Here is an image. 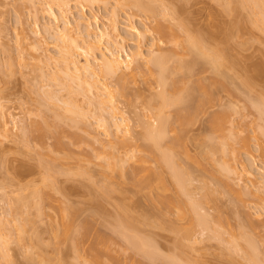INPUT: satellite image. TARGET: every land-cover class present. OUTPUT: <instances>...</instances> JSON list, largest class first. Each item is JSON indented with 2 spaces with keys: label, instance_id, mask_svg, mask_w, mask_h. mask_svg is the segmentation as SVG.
I'll return each instance as SVG.
<instances>
[{
  "label": "rangeland",
  "instance_id": "obj_1",
  "mask_svg": "<svg viewBox=\"0 0 264 264\" xmlns=\"http://www.w3.org/2000/svg\"><path fill=\"white\" fill-rule=\"evenodd\" d=\"M61 1L0 0V227L3 225L0 229V237L2 238H0V241L4 242L6 237L9 238L5 240L7 241L6 244L0 243L4 252L8 254L6 258L0 254V264H6L9 258L13 264H61L63 261L67 264L66 262L70 260L68 264H75L76 261H78L77 264H86L84 259H90L91 256L88 258L90 254L87 250L88 253H85L84 249L90 236L96 232V235L101 232L102 235L99 234V236L104 237V239L108 236L107 241L109 240L108 244L112 249L110 254H113L114 257L111 260L105 257L108 261L106 262L104 254L101 253L106 264H132V262L140 264L141 262H138V260L141 258L144 261L145 256H140L139 253L141 252L138 253L137 250H132V243L129 245L130 239L127 240V242L130 241L129 243L122 239L125 236H122V232L119 233L121 229L117 226L120 223L114 218L117 213L122 211L118 212L120 208L122 209V207H119L122 201L124 207L126 204V210L135 214V216L137 215L136 217L138 215L141 217V214L148 216L149 223H144V221L142 223L141 220L143 218L145 220L146 217L141 218V222L137 220L140 219L139 217L136 218V221L132 219L134 221L132 222V228L135 226L134 223L138 221L135 229L139 232L132 230L135 233L138 232L137 237L141 234L144 236L141 237L147 242L149 239V243L151 238L153 243L151 245L157 247L156 249L162 253L157 254V256L163 257L155 256L156 258H153L154 264L155 262L156 264H172L171 261L174 264L177 259L180 260V264H183L184 261L187 264H253L249 256L247 257L248 254L243 251L244 249L240 248V245L246 248L247 243L251 241L258 248L255 247L257 250V252L255 250V253H258V255L256 254L258 257L256 260L260 259L261 263L264 264V201L261 200V198H264V119L262 118L264 116L258 112L262 116L259 117L256 108H250V104H246L249 105V108L245 105L246 100L248 101L251 97L253 99V96L259 90L264 91V78L261 80L257 76L259 79H255V76L253 82L251 81L254 86H249L250 88L246 89H243V85L240 83L243 81H241L242 78L248 77L249 79L251 75H255L256 71L259 70L258 67L264 64V29L257 25V21L255 22V19L257 20L261 16V10H263L261 8H264V6L261 8L254 7L253 9L252 5V8H250L248 4L247 9L244 6L243 9L236 6L239 9L237 10L235 7L232 8L234 3H231L230 0H142L157 8L156 11L151 6L154 8L151 11L150 6L140 7L142 9H139L124 4L123 0L100 1L91 6H85L82 2L80 4L79 0H69L68 4L64 6L60 4ZM49 6L58 14L57 18L47 12ZM179 6L180 9H178ZM172 8L175 11L177 9L180 11L182 8L184 11L182 10L183 14L181 15L184 17H181V12H176L180 17L178 15V19L174 18L175 14H170ZM113 16L120 29V39L122 40L119 45L122 46L121 53L123 56L125 55L124 49L128 53L139 52L140 55L138 61H136L137 63L132 64L134 75L131 76V79L128 76V81H130L125 89L128 90L124 94L117 93V101L115 102L117 108L112 109L109 102L105 101L99 110L97 106L95 107L97 104L93 102V99L97 92L100 91L101 93V89L91 88V91L86 90L93 78H89V75L85 76L86 79L84 77V80L89 82L84 81L83 83L82 81L80 84L83 78L77 80L66 77L60 72H56V68L59 65L61 51L64 47L66 49L67 46H69L68 48L72 53H75L78 63H85L86 55L81 47L83 48L85 44L82 35L87 26L86 22L89 21L94 26L97 25L108 30L111 24L109 21L113 20ZM247 18L251 20H248V23L246 22ZM243 19L246 20L245 26L242 25L229 30L233 24L236 27V22L237 24L244 23ZM158 20L173 25L181 20L189 26L207 28L206 30L214 34V36L211 35V37H214L210 40L211 45L224 46L222 49L225 48L223 52L227 53V60L229 61L228 66L224 69V74L229 80V83L226 82L229 87L225 84L226 87L221 88L218 83L213 86L211 95L214 98L211 97L209 100L210 102L213 101L211 103L207 101L208 103H205L207 107L204 105L205 107L201 108L203 111L197 110L198 113L194 114L193 120L191 119L190 123L184 125V132H182L183 130L180 131L184 134L181 137L180 133V138L184 139L183 141L180 139L181 142L179 140L182 144L178 143L179 145H176L175 143L174 136L179 132V128L175 123H173V128L170 126L169 129L168 126L167 129L169 130H167L166 138L163 141V146H171L173 143L177 146L173 147H176L175 154H177L174 155L176 156L174 158L175 163L183 167L182 170L189 173L187 183L189 184V190L186 188L185 193L191 195L180 194L182 197H178L195 200L194 198L199 199L203 194L206 195L205 191L213 192L212 195L210 194L213 198H208L205 201H203V198V203L200 202L201 208H198L199 214L201 213L203 216L206 214L208 220L205 219V225H202L205 227L209 225L207 228L204 226L202 228L201 224L199 226L197 223H193L190 220L192 217H189L194 215L187 216L189 214H186V216H182L174 207L167 208L160 205L161 211H164L165 214L164 219L161 220L159 216L157 217V209L153 207L150 201V196H154L155 192H149L147 187L137 186L132 182L133 177L138 175L136 174L137 171L140 174H146L152 180L153 174L151 175L150 171L156 170L162 173L165 178L164 181L168 185L167 191L160 190L163 195L166 194L169 199H174L170 195L173 196V194L179 192V188H174L171 183L169 168L161 166L162 164L157 162L154 153L150 152L147 149L148 147L145 146L147 140H143L142 135H139L141 139L137 136L139 132L143 131L144 125L146 126L148 122L156 124L155 104H157V101H151L154 97L150 96L160 90L156 74L149 69L150 63L145 62L146 60L143 58L150 57V50L154 54L170 50L174 54L168 64L176 70V59H184V61L189 62L194 57L192 54H187L181 44L174 45L166 42L167 38L165 39V37L160 40L159 35L150 28ZM66 21L73 27L70 36H73L75 44L72 39V42L66 38L60 39L56 32L67 25ZM129 25L139 26L142 35H138V32V34L132 32L129 28L127 29ZM193 26L190 27L192 30L194 29ZM228 26L230 27L228 28ZM222 28H224V32ZM225 28H228L229 31H226ZM140 30L138 29V31ZM180 33L178 32L176 36L181 39L183 35ZM154 41L157 43L153 45L152 42ZM97 43L93 49L88 50L90 54L98 55L102 52L100 47L107 43L106 37L103 38L101 43H98V46H96ZM76 44L80 48L76 47ZM86 46L85 44L84 47L86 48ZM194 66L190 79L195 80L198 77H203V75L207 77L212 75L208 67L202 64H195ZM52 72L57 74L54 76ZM176 72L171 75V78L176 77L175 79L178 78L181 81L189 80L182 69ZM246 74L247 76H245ZM109 78L106 77L105 80L110 88L113 90L116 87L119 88L116 81L111 77ZM209 79L213 80L214 76L212 75V78L209 77ZM79 84L82 85V88L78 86ZM179 84L181 83L179 82ZM68 86L70 88H67ZM51 94H54V97ZM90 97L91 102L89 101ZM98 97L105 99L104 94H100ZM71 102L77 106H70L73 105ZM67 108H70V110L67 111ZM174 109L175 107L168 106L165 113L174 114L176 110ZM222 110L226 111L228 119L224 124L225 128L222 127V133L218 132L217 134L214 131L218 130L212 129L213 126H210L209 121H211L210 118H213L211 117L212 114L217 115L223 112ZM59 112L64 115L62 113L59 115ZM101 113L102 117L100 119L98 116ZM61 115L65 116L63 122L60 121L62 119ZM67 115L70 117L69 119L66 118ZM74 117L76 120L73 119ZM41 119L44 120V123H48V126H53V129H49L48 136L43 134L42 138L40 135L38 138V134L36 137L33 136L36 134L35 122H41ZM113 119L122 122V127L126 124L125 128L129 129V132L124 134L122 128L117 129L112 125ZM49 120L54 122L50 123ZM102 120H104V123L107 122L106 125L110 122V125L105 126ZM66 121L70 123L66 124ZM32 132H35V134ZM55 133L59 134L61 140L57 138L58 134L57 136L54 135ZM71 133L76 135L75 139L83 137L76 140L73 138L76 141L73 143L71 138L75 135ZM224 133H226V137L228 136L227 138ZM221 134L223 135L221 136ZM53 135L56 137L55 139H53ZM242 136L249 137L248 153L239 150ZM172 139L174 140L173 143ZM218 139L220 141L223 139L225 143L227 141L228 145H224V142L221 143ZM218 143L224 145L227 152H223L222 150L225 148ZM218 145L221 149L217 148ZM56 146H59L60 149ZM232 151L235 152L232 153ZM110 153L115 154L117 158L124 157L127 159L128 155L131 156H128V160L124 159L126 162L119 158L122 167L117 164L114 168L116 169L118 166L120 169L109 171L107 169L109 167L106 168L105 163L109 160L110 156L108 155ZM229 155L232 157L230 158ZM140 157L144 160H140ZM244 159L247 162L243 161L246 163V169L251 171L252 175L244 171V168L241 169V160ZM111 161L113 162L112 157ZM230 165H232L231 167L234 166L237 171L235 169V171H231L233 169L231 167H229L231 170L226 171L228 169L226 166ZM221 166L226 167H224V171L220 169L221 174L226 171V175L222 174L225 176L220 181L221 177L219 176L221 175L218 169L222 168ZM79 170H81V173ZM132 170L136 172V175L133 176L132 172L130 174ZM216 174H219V176ZM105 175H107V178L109 175V179L105 178ZM131 176L133 177L131 178ZM216 176L219 177L218 182ZM45 180L46 182L48 180L49 183L47 182V184L51 183L49 185L52 186L51 188L44 185ZM154 181H156L155 177ZM103 185L108 186L103 187ZM108 187L109 190L112 189L111 192ZM36 188L42 189L39 190L41 196L49 197L50 195L49 199H47L48 197L45 199L44 197L39 198V203H41V205L38 203L39 208L34 205L36 202L28 201L34 200L32 196H34L33 192ZM105 188L109 193L105 194ZM45 189L48 195H45L47 193L44 194ZM236 191L240 193L238 194L239 198L237 197L238 192L235 195ZM210 195H206L205 198L210 197ZM63 206V210L67 207V213L72 214L70 217L74 221L73 228L84 230L83 227L85 226V234L90 235L83 237V239L86 237L87 243L85 240L84 243L79 240L83 235H79L76 239V242L79 240L78 250H82L81 252L78 250L77 252L73 251L72 242H74V239L61 240L64 238L58 233L62 230L60 224L63 220L59 211ZM121 217L116 218L121 220ZM217 217H220L221 221H217ZM209 220L211 223H209ZM207 223L208 225H206ZM75 225L78 228H75ZM210 225L211 228H214V231L213 228H210ZM57 227H60L61 230ZM16 228H18V231ZM242 228L244 234L241 232ZM56 230L59 231L56 232ZM4 232L7 236L4 235ZM53 232H55L54 235ZM73 232H70L69 238H72ZM214 232H220V234L217 233V236ZM2 235L5 237L4 239ZM18 237L23 238H19V241ZM235 241L240 245H237L238 243ZM234 243L235 245H233ZM79 244L81 249H79ZM1 250L2 248L0 253L3 252ZM75 252L76 254H74ZM79 252L81 255H79ZM81 256H87V258H81ZM165 256L173 257L175 260H172L173 258L167 260L164 258ZM62 257L66 259L64 260ZM145 259L150 260V258ZM149 264L153 263L149 262Z\"/></svg>",
  "mask_w": 264,
  "mask_h": 264
},
{
  "label": "bare ground",
  "instance_id": "obj_2",
  "mask_svg": "<svg viewBox=\"0 0 264 264\" xmlns=\"http://www.w3.org/2000/svg\"><path fill=\"white\" fill-rule=\"evenodd\" d=\"M68 1L69 0H62L61 2H60V4L61 5H67L68 4ZM80 2V4H81V2H82V4L84 5L85 4V6L86 5H89V6H91V5H93L94 3L96 4V2L97 3H99L100 1H102V2H104V1H106V0H79ZM124 2V4H128V5H130V6H135V7H137V8H139V9H142L143 7H149V8H152V7H154V5H149V4H147V3H145V2H143L142 0V2L140 1V0H123ZM231 1V3H234L233 4V6H232V8H239L240 9V7H242L241 9H243V6L247 9L248 7H247V5L249 4L250 6V8H252L253 7V9H254V7L256 8V7H259V8H261V7H263L264 6V0H230ZM148 5V6H147ZM251 5H252V7H251ZM152 6V7H151ZM237 6V7H236ZM50 7V6H49ZM140 7H142V8H140ZM183 7V6H182ZM155 8V7H154ZM154 8H152L151 9V11L152 10H154ZM237 8V10H239ZM250 8H249V10H250ZM157 8H155V10H156ZM178 9H180V6H179V8ZM177 9V10H178ZM261 9H263L264 10V8H261ZM144 10V9H143ZM147 10V9H146ZM175 11V9H173L172 8V10H171V13L170 14H175V16L174 15H172V16H174V18H177L178 17V15H177V13H180V15L181 14H183V9L181 8V10L179 11ZM183 10V11H182ZM263 10H261V16L259 17V19H255V22L257 23V25L259 26V27H261V28H263L264 29V11ZM157 11V10H156ZM166 11V10H165ZM167 11H169L170 12V10L169 9H167ZM173 11V12H172ZM175 11V12H174ZM251 11H252V9H251ZM47 12L50 14V15H52L54 18H57L58 17V14L56 13V12H54L53 11V8H47ZM177 12V13H176ZM185 12H186V9H185ZM155 13V12H154ZM185 14V13H184ZM177 15V16H176ZM180 15H179V17H180ZM183 15H181V17H182ZM178 17V18H179ZM184 17V16H183ZM177 18V19H178ZM244 20V23L242 22V20H240L242 23H239V24H237V22H236V27L234 26V24H233V26L231 27V29H229V30H232V28H238V26H242V25H246V22L248 23L249 21H251L249 18H247L246 20L245 19H243ZM249 20V21H248ZM240 21H238V22H240ZM246 21V22H245ZM109 22H111V24H110V27H109V29L107 30V29H104V28H100V27H98L97 25H92L89 21H87L86 22V29H85V31H84V34L83 33H81V34H83L82 36H83V41L85 42V44L88 46H86V48L84 47L85 46V44H84V46H83V48L81 47V50L83 51V53L86 55V58H85V63H83V64H80V63H78V61L76 60V58H75V53H72L71 52V50L68 48L69 46H67L66 47V49H65V47L63 48V50L61 51V55H60V59H59V62H58V60H57V62L59 63V65H58V70H57V68H56V72H60V74H63V75H65L66 77H71V78H75V79H77V80H81L82 78H83V80H81L80 81V84H81V82L83 81V83H84V77L86 76H88L89 75V78L91 77V78H93V80H92V82H90L89 83V85L86 87V88H88V89H86V88H83V89H86L87 91H91L90 89L91 88H99V89H101V93H100V91L99 92H97L96 93V95H95V97H94V101L93 102H96V104L97 105H95V107L97 106V109H99L100 110V108L102 107V103L103 102H109V104H110V106H111V108L112 109H116L117 108V106H116V104H115V102L117 101V93L118 94H124L127 90H125L126 88H127V84L129 83V81H128V76H129V78L131 79V76L133 77V69H134V67L132 66V64L133 63H135L136 61H138V58H139V55H140V53L139 52H133V53H128V52H126L125 51V49H124V53H125V55L123 56V54L121 53V48H122V46H120L119 44L121 43V40L122 39H120V29H119V27H118V25H117V23H116V21H115V17L113 16V20H110ZM253 22V21H252ZM66 24L67 25H65V26H63L62 27V29L60 28V30H58V28H57V30L58 31H56V29H55V31L58 33V36H59V38L60 39H68V40H70L71 41V39H72V41L74 42V44H75V40H73V36H72V38H71V36H70V31H71V29L73 28L71 25H69V22H67L66 21ZM194 25H196V24H194ZM244 25V26H245ZM193 26V25H192ZM192 26H189L188 24H185V22H183V21H181V20H179V23L177 22L176 24H171V23H164L163 21L162 22H160L159 20L157 21V23L154 25V26H152V27H150L153 31H155V33L156 34H158L159 35V37H160V40H161V38H163L164 39V37H165V39H166V42H169V43H172V44H174V45H178V44H181L182 45V47H183V49H185L187 52V54L189 53L190 55L192 54V56H194V57H192L193 58V60H190L189 62H187V61H184V59H176V67H177V69L175 70V69H173L172 68V66L171 65H169L168 63L170 62V59H171V56L174 54L173 52H171L170 50H167V51H164V52H158V53H155L154 54V52L152 53V50H150L151 51V53H149L150 54V57H147V58H143L144 60H146L145 62H147L148 64L150 63V67H149V69H151V71L153 70V72L156 74V78H157V84H158V86H160V90L157 92H155L156 94H151L152 96H150V97H154L153 99H151V101L152 100H155V101H157V104H155L156 106H155V108H156V114H155V121H156V124H153V123H147L146 124V126L144 125V127H143V131H141V132H139V134L137 135V136H141V138H143V140H147L146 142H145V146H147V147H145V148H147L150 152H153L154 153V155L156 156H154L155 158H156V160H157V162H159V163H161L160 165L161 166H167L168 168H169V170H170V175H171V183L173 184V186H174V188H179L178 190H179V192H176L175 194H173V196H171L170 195V197H173L174 199H169V197L168 196H166V194H164L163 195V192L161 193V191H167V189H168V185H166V182L164 181L165 180V178H164V176L162 175V173L160 172V171H156V170H151L150 171V174L152 175L153 174V178H152V180H151V178H149V177H147V175L146 174H140L138 171H137V173L136 172H134L133 170L132 171H130V174H131V172L133 173V176L134 175H136V174H138V175H136V176H131V178L133 177V181L132 182H134V184H136L137 186H145V187H147L148 188V190H149V192H155V195L154 196H150V201H151V204L153 205V207L155 208V209H157V212H158V214H157V217L159 216L160 218H161V220H163L164 219V217H165V214H164V211H161V209H160V205H162L163 207L165 206V207H167V208H170V207H174V208H177V211L182 215V216H186V214H189V215H187V216H190V215H194V216H190L189 218H191L192 217V219H190L191 221H193V223L195 222V224L197 223V225H199L200 226V224H201V227L202 226H204L205 225V219L207 218L205 215L203 216V215H201V213L199 214L198 213V208L200 209L201 208V204L203 203V201H205L206 199H208V198H213L211 195H212V193L213 192H210V191H208V192H210V193H208L207 191H205L204 193L206 194V195H210V197L209 196H207V198H205V196L206 195H202L201 196V198L199 197V199L198 198H194L195 200H192V198H187L186 199V197H185V199H181L180 197H178V196H181L182 197V195L183 194H186L185 193V189L187 188V190H189L188 188H189V184H187L188 183V180H189V178H188V176H189V173L187 172V171H185V170H182V169H184L183 167H180L179 165H177V163H175V157L176 156H174V155H177V154H175L176 153V145H179L180 144V142H181V140L183 141L184 139L182 138H180V133H181V137H183L184 136V134L182 133V132H184V125H187V123H190L193 119V117H194V114L196 115V113H198V111H200V110H202L203 109V106L205 105V103H208V102H210L209 100L211 99V97H212V88H213V86H215L216 85V83H218L219 84V86L221 85V88H225L226 87V85L225 84H227L226 82H228L229 80H228V78L225 76V74H224V69H225V67H227L228 65V63H229V61L227 60L228 58H227V53L226 52H223V51H225V48H224V50L222 49V47H224V46H220V45H218V44H213V45H211V42H210V40L212 39V38H214V37H211V35H213L214 36V34H212L211 33V31H208V30H206L205 28H203V27H197V26H193V30L191 29L192 28ZM231 26V25H230ZM230 26H228V28L230 27ZM243 26V27H244ZM138 27V29L140 30V28H139V26H137ZM137 27L135 26V25H129V26H127V29L129 28V30H131L132 32H135L136 34H138V35H142V34H140V32H141V30L140 31H138V29H137ZM191 27V28H190ZM195 27H196V29H195ZM228 28L226 29V31L228 30ZM239 28H241V27H239ZM146 30V29H145ZM148 30V29H147ZM177 32H176V31ZM220 30V29H219ZM224 30V28H222V31ZM228 30V31H229ZM130 31V32H131ZM175 31V32H174ZM221 31V30H220ZM138 32V33H137ZM143 32H145V31H143ZM178 32L180 33V32H182V33H180V34H182L183 36H182V38L180 39L178 36H176V34L178 35ZM210 32V33H209ZM224 32V31H223ZM36 34H38V32H36ZM145 34V33H144ZM179 34V35H180ZM123 36V35H122ZM106 37V44L102 47H100V49H102V52H100L98 55H94L93 53L92 54H90L89 53V51L88 50H91V49H93L94 48V45L98 42H100L101 43V41L103 40V38H105ZM156 37V36H155ZM154 37V38H155ZM180 39H178V38ZM210 37V38H209ZM43 38V37H42ZM125 38V37H124ZM153 38V39H154ZM177 38V39H176ZM75 39V38H74ZM162 39V40H163ZM65 41V40H64ZM71 41V42H72ZM159 41V40H158ZM164 42H165V40H163ZM66 42V41H65ZM70 42V43H71ZM161 42V41H160ZM69 43V42H68ZM97 43V45L96 46H98L99 44ZM157 42L156 41H154V42H152V44L154 45V44H156ZM62 44H63V42H62ZM66 44V43H65ZM72 44V43H71ZM152 45V46H153ZM76 47H79V45H77L76 44ZM70 48H71V46H70ZM80 48V47H79ZM85 48V49H84ZM91 48V49H90ZM123 49H122V51H123ZM92 57V58H91ZM180 58V57H179ZM57 63V64H58ZM137 63V62H136ZM195 64H202V65H204V66H206V67H208L210 70H211V74L214 76V79L212 80H210L209 79V77L210 78H212V75H210V76H204L203 75V77H198V79H195V80H192V79H190V77L192 76V74H193V67H195L194 65ZM174 66V65H173ZM197 66V65H196ZM153 67V68H152ZM260 67V68H259ZM258 67V71H256V73H255V75L253 74V75H251V78H249L248 79V77H244L245 79H241V81L242 82H240V83H242V85H243V89L245 88H248L249 86L250 87H253L254 86V83H251V81L253 82V80H254V77H255V79L257 78V79H263L264 78V64H263V66H259ZM172 68V69H171ZM205 68V67H204ZM183 70V72L185 71V74H187V76H188V78H189V80H187V81H181V79H175L176 77H172L171 78V75L172 74H174L177 70ZM207 69V68H206ZM125 70V71H124ZM126 70H127V72H128V74H126L127 72H126ZM194 72H195V70H194ZM177 73V72H176ZM52 74L55 76L56 74L55 73H53L52 72ZM51 74V75H52ZM227 75V74H226ZM245 76H247V74L245 75ZM249 76V75H248ZM259 78H258V77ZM86 77H85V79H86ZM106 77H111L112 79H114V81H116V84H117V86H119V88H115L114 90L113 89H111L110 88V86H109V84L107 83V81L105 80L106 79ZM116 78V79H115ZM227 78V79H226ZM110 79V78H109ZM172 79H174V80H172ZM252 79V80H251ZM227 80V81H226ZM109 81V80H108ZM85 82H89V81H85ZM179 82L181 83V84H179ZM229 83V82H228ZM80 84L78 85V86H80ZM229 84H227V87H229L228 86ZM252 85V86H251ZM82 86V85H81ZM80 86V87H81ZM223 86V87H222ZM225 86V87H224ZM249 87V88H250ZM67 88H70V86H68ZM82 88V87H81ZM103 91V92H102ZM246 91V90H245ZM258 91V90H257ZM263 90H259L257 93H255V95L253 96V99L255 98V100H253L252 99V97L251 98H249V100L248 101H250V99H252V101H253V103H252V101H250L249 103H247L248 101L246 100V103H245V105L246 104H250L251 106H249L250 108H252L253 107V109L254 108H256L257 110V114H258V112H260L261 114H263V116H264V91L262 92ZM70 92H71V90H70ZM247 92V91H246ZM245 92V93H246ZM197 93V94H196ZM259 93V94H258ZM49 94V93H48ZM100 94H104V96H105V99H103V98H99L98 97V95H100ZM136 94V93H135ZM247 94V93H246ZM54 94H51V96L52 97H54L53 96ZM198 95V96H197ZM257 95V96H256ZM49 96V95H48ZM47 96V97H48ZM256 96V97H255ZM50 97V96H49ZM48 97V99H50L51 100V98H49ZM246 98H247V96H245ZM89 98V97H88ZM212 98H214V97H212ZM91 97H90V99H89V101L91 102ZM150 100V99H149ZM150 101V102H151ZM208 101V102H207ZM213 101V100H212ZM211 101V102H212ZM154 102V101H153ZM210 102V103H211ZM72 103V102H71ZM89 103V102H88ZM155 103V102H154ZM209 103V104H210ZM73 104V103H72ZM90 104V103H89ZM74 105V106H73ZM73 105H70V106H72V107H76L77 105L76 104H73ZM207 105V104H206ZM205 105V106H206ZM100 106V107H99ZM175 107V113L174 114H166L165 112V110H166V108L167 107ZM204 106V107H205ZM247 106V105H246ZM247 106V107H248ZM94 107V108H95ZM207 107V106H206ZM246 107V108H247ZM248 107V108H249ZM93 108V107H92ZM202 108V109H201ZM231 108V107H230ZM229 108V109H230ZM68 110H70V108H67V111ZM169 110V109H168ZM167 110V111H168ZM198 110V111H197ZM206 110V109H205ZM203 111V110H202ZM223 112H217V113H219V114H217V115H214V114H212V116L211 117H213V118H210L211 119V121H209V124H210V126H213V127H211L212 129L213 128H215L216 130H218V131H214V132H217V134H218V132H220V133H222V130L225 128L224 126V124H225V122H226V120L228 119V115H227V113H226V111H224V110H222ZM228 111V110H227ZM207 112H208V110H207ZM62 113V112H61ZM60 112H59V115L61 114ZM214 113V112H213ZM259 113V114H260ZM63 114V113H62ZM258 114V115H259ZM55 115V114H54ZM64 115V114H63ZM99 115V114H98ZM207 115V114H206ZM214 115V116H213ZM62 116V115H61ZM58 117V116H57ZM100 117V119H101V117H102V113L100 114V116H98V118ZM227 117V118H226ZM259 117H262L261 115H259ZM54 118V117H53ZM65 118V116L63 117L62 116V119H60V121L62 120V122L65 120L64 119ZM66 118H70L68 115L66 116ZM263 119H264V117H262ZM44 119V118H43ZM49 119V118H48ZM55 119V118H54ZM64 119V120H63ZM67 119V120H68ZM73 119H75V117L73 118ZM192 119V120H191ZM262 119V120H263ZM42 120V119H41ZM50 120H52V119H50ZM50 120H49V122H50ZM76 120V119H75ZM77 120H79V119H77ZM209 120V119H208ZM261 120V121H262ZM44 120H42L41 122H39V121H37V123L35 122V132H36V134H35V132L33 133V134H35V135H33V136H35L36 137V135H37V137L39 138V135L41 136V138H42V135L44 134V135H47V132H49V129L50 128H52L51 126H48L49 124L48 123H44L43 122ZM59 121V120H58ZM99 121V120H98ZM103 122L102 123H104V120H102ZM113 122H112V125H114L115 127H117V129H119V128H122V131H123V133L124 134H126L127 132H129V129H127V128H125V126H126V124L122 127V122H119V121H115L114 119L112 120ZM39 122V123H38ZM52 122H54V121H52ZM52 122H50V123H52ZM62 122H61V124H62ZM69 122V121H68ZM67 121H66V124L68 123ZM72 122V121H71ZM211 122V123H210ZM70 123V122H69ZM77 123V122H76ZM75 123V124H76ZM100 124H101V122H99ZM105 123H107L106 121H105ZM104 123V124H105ZM110 123V122H109ZM108 123V125H106L105 124V126H109L110 124ZM172 123V124H171ZM173 123H175V124H177V126H178V130H179V132L178 133H176V135L174 136L175 138H174V140H175V143H176V145L173 143V139H172V143L173 144H171V146L169 145H167V146H163V141L165 140V138H166V132H167V130H169L170 129V126L172 127L173 126ZM34 124V123H33ZM74 124V123H73ZM104 124L102 125L103 127H104ZM171 124V125H170ZM53 125V124H52ZM58 125V124H57ZM60 125V124H59ZM63 125H65V124H63ZM70 125V124H69ZM66 126V125H65ZM80 126V125H79ZM168 126H169V129H167L168 128ZM56 127V126H55ZM54 127V128H55ZM63 127V126H62ZM71 127V126H70ZM222 127H223V129H222ZM65 128V127H64ZM73 128V127H72ZM77 128V127H76ZM75 128V130H77ZM173 128V127H172ZM171 128V129H172ZM53 129V128H52ZM56 129V128H55ZM60 129V128H59ZM63 129V128H62ZM74 129V128H73ZM28 130H30V129H28ZM61 130V129H60ZM65 130V129H64ZM183 130V131H182ZM221 130V131H220ZM27 131V130H26ZM32 131V130H31ZM53 131V130H52ZM55 131V130H54ZM56 131H57V129H56ZM180 131H182V132H180ZM30 132V131H29ZM58 132H59V130H58ZM65 132V131H64ZM70 132H73V131H70ZM70 132H69V134H70ZM78 132V131H77ZM75 133V132H74ZM58 134V133H57ZM57 134L55 133L54 135L55 136H57ZM60 134H61V132H60ZM71 134H73V133H71ZM76 134V133H75ZM75 134H73V135H75ZM183 134V135H182ZM54 135H53V137H54ZM82 135V134H81ZM223 134H221V136H222ZM26 136V135H25ZM48 136V135H47ZM71 136V135H70ZM78 136V135H77ZM140 136H139V138H140ZM224 136L226 137V133H224ZM245 136H247V135H245ZM245 136H242L243 138H241L242 140L240 141L241 142V145H240V149L239 150H243L245 153H248L249 152V141H248V138L247 137H245ZM43 137H46V136H43ZM74 137H76V135L75 136H72V141H73V143H74V141L76 140V139H80L81 137H83V136H81L80 138H74ZM129 137H130V135H129ZM136 137V136H135ZM228 137V136H227ZM226 137V138H227ZM40 138V139H41ZM56 137H54L53 139H55ZM57 138H59L60 140H61V137H59V134H58V136H57ZM75 140H74V139ZM85 138V137H84ZM140 138V139H141ZM220 138V137H219ZM221 138H223L224 140H226L224 137H221ZM59 139H57V141L59 140ZM168 139V138H167ZM181 139V140H180ZM221 140L220 141V139H218V141L219 142H221V143H223L224 142V140ZM60 140H59V142H60ZM84 140V139H83ZM179 140H180V142H179ZM72 141H70V142H72ZM177 141V142H176ZM56 142V141H55ZM54 142V143H55ZM65 142V141H64ZM76 142V141H75ZM78 142V141H77ZM57 143V142H56ZM67 143V142H66ZM179 143V144H178ZM182 144V143H181ZM180 144V145H181ZM219 144V143H218ZM55 145V144H54ZM57 145V144H56ZM67 145V144H66ZM166 145V144H165ZM214 145V144H213ZM220 146L222 145V144H219ZM219 145L217 146V148L219 147ZM224 145H228V142L226 141V143L224 142ZM224 145H222L221 147H223V148H225L224 147ZM112 146V145H111ZM174 146H176L175 148H173ZM56 147H58L59 148V146H56ZM55 147V148H56ZM66 147V146H65ZM214 147V146H213ZM220 148V147H219ZM60 149V148H59ZM175 149V150H174ZM221 149V148H220ZM226 149V148H225ZM225 149H223L222 151L224 152H227V149L225 150ZM65 150V149H64ZM233 150V149H232ZM229 152H231V150H229ZM235 152V151H234ZM233 151H232V153H234ZM112 153H114V152H112ZM112 153H110L108 156H110L108 159V161H106L107 163H105V167L107 168V167H109V168H107V169H109V171L110 170H116V169H120V168H118V166L116 167V169L114 168L117 164H120L119 166L120 167H122L121 166V160L124 162L125 160L124 159H126V158H124V157H118L117 158V156L115 155V154H113L112 155ZM232 153H231V155H232ZM229 154V153H228ZM128 155V154H127ZM126 156V155H125ZM128 156H131V155H128ZM127 156V159L126 160H128L129 159V157ZM248 156V155H247ZM111 157L113 158V162L111 161L110 162V159H111ZM229 157H230V155H229ZM232 157V156H231ZM230 157V158H231ZM121 160H120V159ZM117 159V160H116ZM140 160H144V158H142V157H140L139 158ZM234 159V158H233ZM120 160V161H119ZM116 161H118V162H116ZM242 162H241V166L240 167H242L241 169H245L244 171H246L249 175H252V173H251V171H249V170H247L246 168V160L244 159V160H241ZM246 162V163H244V162ZM126 162V161H125ZM225 164L227 163V162H224ZM228 164V163H227ZM108 165V166H107ZM222 165H223V163H222ZM232 165H230V166H226V167H228V169H226V171L227 170H231V168H233L231 171H233L235 168H234V166L233 167H231ZM222 167V166H221ZM225 167V166H224ZM224 167H222V168H219L218 170L220 171V169L221 170H223L224 171V169L226 168H224ZM229 167H231V168H229ZM218 170L216 171V173L218 172ZM236 170V169H235ZM234 170V171H235ZM222 171V172H223ZM226 171H225V173L223 172L222 174H225L226 175ZM237 171V170H236ZM79 172L81 173V170H79ZM229 172V171H228ZM136 173V174H135ZM220 173V175L221 176H219V174H216L217 176H219V177H221L220 179H219V177H215L216 178V180L217 179H219L220 181L222 180V177H224L222 174H221V171L219 172ZM140 174V175H139ZM107 175H105V178H107L106 177ZM154 177H155V179H156V181H154ZM44 179H46V178H44ZM107 179H109V175H108V178ZM51 180V179H50ZM49 180V181H50ZM219 180H217V182L219 181ZM154 181V182H153ZM47 182H48V180H47ZM47 182H46V180L43 182L44 183V185L45 186H49V185H51V183L50 184H47ZM47 185H46V184ZM49 183V182H48ZM188 185V186H187ZM106 186H108V185H103V187H106ZM52 187V186H51ZM50 186H49V188H51ZM43 188V187H42ZM37 189V190H36ZM36 189H34L35 191L33 192L34 193V196H32V197H34L33 199L35 200L36 199V201H32V200H28V201H31L32 203L33 202H36L34 205H36V208H39V205H38V203H39V201H40V199H42L44 196H41V193H40V191L42 190H40V188L38 189V188H36ZM46 189H47V187H46ZM46 189H45V191H44V194L45 193H47V191H46ZM107 188H105V190H106ZM40 190V191H39ZM48 190V189H47ZM108 190H109V187H108ZM111 190L112 189H110L109 191L111 192ZM161 190V191H160ZM177 190V191H178ZM251 190V189H250ZM42 191V192H43ZM50 191V190H49ZM160 191V192H159ZM251 191H253V190H251ZM188 192V191H187ZM238 191H236L235 192V195H236V193H237ZM107 193H109L107 190H106V193L105 194H107ZM160 193L162 194V196L160 195ZM43 194V193H42ZM43 194V195H44ZM180 194H182V195H180ZM188 194V193H187ZM186 194V195H187ZM190 194V193H189ZM188 194V195H189ZM238 194H240L239 192L237 193V197L239 196ZM33 195V194H32ZM35 195L37 196L36 198H35ZM45 195H48V193L47 194H45ZM187 195V196H188ZM191 195V194H190ZM166 197V199H165V197ZM46 197H48V196H46ZM46 197H44V199L46 198ZM49 197H50V195H49ZM49 197L47 198V199H49ZM184 197V196H183ZM191 197V196H190ZM240 197V196H239ZM238 197V198H239ZM40 198V199H39ZM204 198V200L202 201V199ZM43 199V200H44ZM198 201H197V200ZM261 200L262 201H264V198L262 199L261 198ZM202 201V202H201ZM200 202H201V204H200ZM29 203V202H28ZM40 205H41V203H39ZM20 205V204H19ZM34 205H31V206H34ZM18 206V205H17ZM67 206V205H66ZM70 206V205H69ZM119 207H122V209L120 208L119 210H118V212L120 211V210H122V211H120L119 213H117L115 216L116 217H121V220H117V218L116 217H114L115 218V220L118 222V223H120L117 227H119L118 229L120 230V232L119 233H121L122 234V236L124 235L125 237H122L120 234V236L122 237V239L123 240H125L126 241V243H129L130 241V243H129V245L131 244V245H133V247H132V250L134 249V251H136V252H141V253H139V254H141L140 256H145L144 257V261H142L141 260V258L138 260V262H141L142 264H145V263H147V261L148 260H146L145 258H150V260L148 261V263L147 264H149V262H152L153 264H154V262H153V260L156 258L155 256H157V254H162V253H160L159 252V250L158 249H156L155 248V246L153 247L152 245H151V243H152V241H151V238H150V243H149V239H148V242H147V240H145L144 238H142V237H144V236H142L140 233V235H139V237H137L138 236V230L137 229H135V228H137V222H135L134 224H135V226L132 228V222H134V221H132V219H134L135 221H136V218H140V219H137V220H141V218H143V217H146L145 215L146 214H141V217L138 215V217H136L135 216V214H132V213H130V211H128V210H126V204H125V207H124V203H123V201L121 202V205H119ZM14 208H16V207H14ZM17 208H19V207H17ZM16 208V209H17ZM35 208V209H36ZM70 208V207H69ZM61 209V208H60ZM64 209V206L62 207V209L59 211V213H61V219L63 220V222H62V224H60V226H62V230L60 229V227L58 228V229H60L61 231L60 232H58L59 233V235H61V237H63L64 239H61V237H60V239L61 240H68V239H74V242H72V248L74 249H72L73 251H76L77 252V250H78V241L80 240V241H82L83 243H84V240H85V238L83 239V237L87 234H85V224L84 223H82V224H84L83 226V228H84V230H81V229H78V230H76V229H74L73 228V226H74V221L72 220V217H70V215L72 216V214H70L69 215V213H67L68 212V210H67V207H65V210H63ZM73 209V208H72ZM21 210V209H20ZM20 210H15V211H20ZM39 210V209H38ZM41 210V209H40ZM70 210H71V208H70ZM21 212V211H20ZM71 212V211H70ZM200 212V211H199ZM39 213V212H38ZM71 213H73V212H71ZM20 214V213H19ZM132 214V215H131ZM119 215H121V216H119ZM142 215H144V216H142ZM75 216V215H74ZM135 216V217H134ZM209 216V215H208ZM218 216H220V215H218ZM59 217V218H60ZM148 217V216H147ZM147 217L145 218V220H141L142 221V223H143V221H144V223H147L148 221L150 222V220H149V218L147 219ZM74 218V217H73ZM118 218V219H119ZM218 218V220L217 221H219L221 218L220 217H217ZM216 218V219H217ZM220 218V219H219ZM61 219H60V221H61ZM194 219V220H193ZM210 219V218H209ZM208 219H206V221H207ZM210 220H212V219H210ZM209 220V223H211V221ZM120 221V222H119ZM140 221V222H141ZM146 221V222H145ZM221 221V220H220ZM1 222V221H0ZM88 222H90V221H88ZM116 222V223H117ZM148 222V223H149ZM60 223V222H59ZM112 223H114V222H112ZM192 223V222H191ZM220 223V222H219ZM23 224V223H22ZM79 224V223H78ZM89 224V223H88ZM202 224H204V225H202ZM206 225H208V223L206 224ZM2 227H3V225H1ZM24 226V225H23ZM23 226H21V227H23ZM76 226V225H75ZM242 226V225H241ZM2 227H0V229L2 228ZM82 227V226H81ZM115 227V226H114ZM205 227V226H204ZM207 227H209V225L208 226H206L205 228H207ZM215 227V226H214ZM244 227V226H243ZM25 228V227H24ZM75 228H78L77 226L75 227ZM80 228V227H79ZM88 228V227H87ZM203 228V227H202ZM210 228H211V225H210ZM213 228V227H212ZM211 228V229H212ZM218 228V227H217ZM241 228V227H240ZM5 229V228H4ZM18 228H16V230H17ZM22 229V231H24L23 230V228H21ZM74 229V230H73ZM137 230L138 232H136L135 233V231H133V230ZM94 230V229H93ZM1 231V230H0ZM18 231V230H17ZM57 231H59V230H56V232ZM71 231H74L72 234V238H69L70 236V232ZM87 231V230H86ZM97 231V230H96ZM213 231H214V228H213ZM212 231V232H213ZM216 231V230H215ZM218 231H219V229H218ZM244 229L242 228V233L244 234ZM21 233H23V232H21ZM54 233L55 232H53V235H54ZM97 233V232H96ZM96 233L95 234H92V232H91V234H92V236H90L89 234V236H90V239H88V243H87V239L85 240L86 241V243H87V245L85 246L86 248L84 249L85 250V253H88V254H90V255H88V258L90 257V259H84V260H86L85 261V263L86 264H95V263H97V264H106L105 263V257L106 258H110L109 260H111V258H113L114 256H113V254H110V252L112 251V249H110L111 247H109V244H108V241H107V237L108 236H106L105 237V239H104V237H101V236H99V234L101 233V232H99L98 233V235H96ZM215 233V235L217 234V233H219L220 234V232H214ZM7 234V233H6ZM19 234V233H18ZM137 234V235H136ZM4 235H5V232H4ZM24 235V234H23ZM79 235H83V236H81L82 238L81 239H79L77 242H76V239L78 238V236ZM88 235H86L87 237H88ZM100 235H102V234H100ZM214 235V236H215ZM1 236V235H0ZM5 236H7V235H5ZM58 236V235H57ZM142 236V237H141ZM217 236H218V234H217ZM2 237H3V239L5 238L3 235H2ZM1 238V237H0ZM17 238V237H16ZM19 238H23V237H18V240H19ZM57 238V237H56ZM68 238V239H67ZM80 238V237H79ZM127 238V239H126ZM2 239V238H1ZM6 239L8 240L9 238L8 237H6ZM6 239H4V242L3 241H0V243H2V244H6L5 242H7V241H5ZM128 239H130V241H128L127 242V240ZM146 239H147V237H146ZM251 240V239H250ZM20 241V240H19ZM111 242V241H110ZM235 242H237V241H235ZM252 242V241H251ZM251 242H248L247 243V247L245 248V247H242V245H240L238 242V244L237 245H240V248L241 249H244L243 251H245L246 253L245 254H248L247 255V257L249 256V259H251L252 260V262H251V260H250V262L251 263H253V264H255V263H257V261H258V263H260V264H262L261 263V260L260 259H258V260H256L258 257H257V255H258V253H255V247H256V245L254 246L253 244H254V242H253V244L251 243ZM80 244H82V243H80ZM80 244H79V249H81L80 247ZM111 244V243H110ZM153 244V243H152ZM233 245H235V243L233 244ZM236 245V246H237ZM84 246V245H83ZM111 246V245H110ZM246 246V245H245ZM1 248H2V250L1 251H3L2 253H0V254H2V256L3 257H7L8 256V254L6 253V252H4V249H3V247L2 246H0ZM130 247V246H129ZM0 248V249H1ZM84 248V247H83ZM154 248V249H153ZM257 248V247H256ZM258 249V248H257ZM86 250L88 251V252H86ZM130 250H131V248H130ZM78 251H82V250H78ZM158 252V253H156V252ZM76 252L74 253V254H76ZM79 252V253H80ZM135 252V253H136ZM256 252H257V250H256ZM101 253L102 254H104V259L105 260H103V256L101 255ZM113 253V252H112ZM137 253V254H138ZM78 254V253H77ZM106 254V255H105ZM137 254H135V255H137ZM257 254V255H256ZM79 255H81V253L79 254ZM78 255V256H79ZM84 255V254H83ZM87 255V254H86ZM108 255H110L109 257H108ZM112 255V256H111ZM139 256V255H138ZM160 255H158L157 257H159ZM9 257H10V254H9ZM65 257V256H64ZM80 257V256H79ZM84 257V256H83ZM82 256H81V258H83ZM143 257H142V259H143ZM155 257V258H154ZM161 257H163V256H161ZM161 257H159V258H161ZM168 257V258H167ZM63 258V257H62ZM75 258H76V256H75ZM84 258H87V256L86 257H84ZM154 258V259H153ZM165 259H167V260H169V258L170 259H172L173 257H169V256H165L164 257ZM64 259V258H63ZM66 259V258H65ZM64 259V260H65ZM77 259H78V257H77ZM115 259V258H114ZM152 259V260H151ZM177 259V258H176ZM182 259V258H181ZM11 259L9 258L8 260H7V262H6V264H13V263H11L12 262V260L10 261ZM81 260V259H80ZM83 259H82V261H84ZM172 260H175L174 258L172 259ZM61 261V260H60ZM71 261V260H70ZM70 261H67L66 263L68 264ZM134 261V260H133ZM146 261V262H145ZM156 261V260H155ZM14 262V261H13ZM76 262H78V261H76ZM75 262V264H77ZM106 262H108L107 260H106ZM179 262V263H178ZM182 262V261H181ZM255 262V263H254ZM71 263H73V262H71ZM84 263V262H83ZM140 263V264H141ZM170 263H172L173 264V262L171 261ZM183 264H187V262H182ZM257 263V264H258ZM17 264V263H16ZM61 264H65L64 263V261H63V263H61ZM74 264V263H73ZM132 264H134V262H132ZM155 264H156V262H155ZM174 264H180V260L179 259H177V262L176 261H174Z\"/></svg>",
  "mask_w": 264,
  "mask_h": 264
}]
</instances>
